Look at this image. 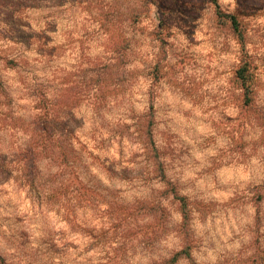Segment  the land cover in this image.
<instances>
[{"label": "rangeland", "instance_id": "374dc122", "mask_svg": "<svg viewBox=\"0 0 264 264\" xmlns=\"http://www.w3.org/2000/svg\"><path fill=\"white\" fill-rule=\"evenodd\" d=\"M34 1L28 19L34 32L49 24L53 52L0 40V56L24 63L0 65L9 117L33 115V89L58 116L72 105L69 124L105 165L83 179L100 195L86 229L101 230L98 241H56L54 219L33 214L0 171V264H249L264 247V0H217L218 10L212 0ZM145 125L163 179L148 166ZM8 134L0 128V154L17 142ZM180 249L191 258L168 263Z\"/></svg>", "mask_w": 264, "mask_h": 264}, {"label": "trees", "instance_id": "16d2710c", "mask_svg": "<svg viewBox=\"0 0 264 264\" xmlns=\"http://www.w3.org/2000/svg\"><path fill=\"white\" fill-rule=\"evenodd\" d=\"M61 1L64 3H55L54 6L50 3L47 9H50V6L60 7L67 2V0ZM212 2L218 10L217 0ZM33 3L36 2L34 0H0V40L28 49L33 41H37L39 51L49 57L53 52V46L49 45V37L44 36L49 24L45 23V29L34 32L31 21L28 19L29 11L38 9V5ZM228 17L231 25L236 27L238 25L236 17L233 14H228ZM0 48V52H4L2 44ZM10 63L13 66H9ZM19 64L16 59L0 56L2 69L10 70L11 67L19 68L20 65H24L23 62ZM245 71V67H242L238 71V77L247 83L245 90L249 91L251 77H245ZM13 91L9 83L4 86L0 81V128L9 133V137H15V141L10 142L17 141L14 147H10L8 153L0 154L1 173L6 176V179L12 180L13 184L18 185V188L25 190L28 205L33 214L44 217L50 215L54 219V224L58 228L56 241H69L68 238L70 239L71 235L75 236V239H80L86 235V232L98 241V232L101 228H97L95 233H90L91 230L86 229L84 216L87 204L98 201L99 188L85 186L83 179L89 175L98 179L99 171L96 173L95 169L105 170V165L101 166L104 161L101 162L96 153L93 156L92 151H89L86 144L76 135L71 122L69 124L72 120L70 117L72 105L64 104L61 115L58 116L50 98L33 89L30 94L34 102L33 115L25 118L17 112L9 117L11 108L8 103L11 101L10 92ZM142 130L146 139L145 144H151V149L143 148L145 156L150 161L148 166L152 167L154 174H159V177L163 179L165 169L159 160V148L154 143L152 145L148 125L143 126ZM85 158L91 159L89 165L94 161L95 172L90 173L89 165L88 167L85 165ZM81 164L82 168L84 167L83 170L79 167ZM80 173L83 178L80 177ZM95 183L100 185L98 180H95ZM173 199L178 200L179 209H186L187 203L183 196L174 193ZM32 209L35 211L33 212ZM121 216L114 217V220L121 221ZM185 216L188 219L185 214L180 222H183ZM50 240L53 241V239ZM181 254L184 256L181 257ZM179 255H181L180 260L191 258L188 252L180 249L174 252L168 263L176 261ZM248 258L249 264H264V247H256Z\"/></svg>", "mask_w": 264, "mask_h": 264}]
</instances>
